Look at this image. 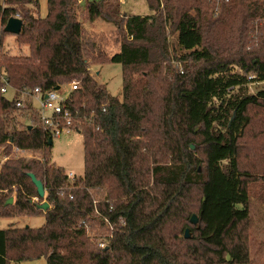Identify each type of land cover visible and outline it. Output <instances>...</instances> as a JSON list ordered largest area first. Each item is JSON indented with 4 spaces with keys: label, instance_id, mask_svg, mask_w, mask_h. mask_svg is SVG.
<instances>
[{
    "label": "trees",
    "instance_id": "16d2710c",
    "mask_svg": "<svg viewBox=\"0 0 264 264\" xmlns=\"http://www.w3.org/2000/svg\"><path fill=\"white\" fill-rule=\"evenodd\" d=\"M147 2L151 15L128 14L120 0H48L42 17L39 0H0L2 34L19 15L17 41L30 49L29 55L0 53L14 93L8 98L0 82L6 157L0 216H46L39 228L0 229V264L41 256L47 264L249 263L254 167H243L242 160L253 148L243 151L241 140L263 123V117L254 121L252 110L264 111V89L252 93L250 84L264 82V0ZM81 9L88 20L100 18L126 33L119 52L97 56L122 65L123 99L91 76ZM170 29L177 34L171 53ZM168 59L185 65L163 74ZM188 61L202 65L193 69ZM72 81L79 89L68 107L82 117L93 114L95 122L80 125L85 173L73 180L48 159L53 139L23 97L37 86L48 90ZM197 136L204 167L191 147ZM15 148L43 158L19 156ZM29 173L45 185L47 211L33 200L38 193ZM10 197L14 203L6 204ZM194 208L198 224L190 222ZM92 222L105 230V247L92 243ZM188 223L194 231L189 239ZM174 224L181 225L177 232Z\"/></svg>",
    "mask_w": 264,
    "mask_h": 264
},
{
    "label": "rangeland",
    "instance_id": "374dc122",
    "mask_svg": "<svg viewBox=\"0 0 264 264\" xmlns=\"http://www.w3.org/2000/svg\"><path fill=\"white\" fill-rule=\"evenodd\" d=\"M39 13L42 17L48 14V0H39ZM122 11L128 14L139 15H151L153 11L150 9L147 0H124L122 4ZM79 20L83 24L84 41L88 43L89 55V69L91 76L98 82L99 85H105L108 93L112 96L123 99V67L120 63L106 60L101 62L102 59H98L97 56L102 54L105 57H111L120 50V43L122 37L126 36L124 30H118L115 24L104 21L102 19H96L90 21L87 19L85 12L81 9L79 11ZM169 50L170 53L173 50V46L176 41L177 34L172 29L168 31ZM212 36V42H217ZM258 41L257 32L253 34ZM2 41V44H1ZM92 44L95 46L93 49ZM91 45V46H90ZM0 53L6 56H20L29 55L30 49L28 46L21 45L17 41V35L13 33L2 34L0 30ZM176 61V60H174ZM172 59L163 62V74L166 67L183 68L185 62L177 64ZM101 62V63H100ZM187 64L195 67H199L202 63H190ZM2 63H0L1 65ZM2 69L3 67L0 66ZM4 70V69H3ZM67 82V81H66ZM63 82L62 94L68 92L69 83ZM71 83V82H70ZM264 89V82H255L250 84V92L256 93L259 90ZM14 93L10 90L6 93L8 98L13 97ZM254 121H258L263 117V123H255L253 125V131L241 140V144L244 149L253 148L251 154L246 159L242 160L243 167H249L250 164L254 167L251 170L252 182L249 185L250 196V218H249V248H250V261L247 264H264V152L261 145L264 144V134L257 132L260 127L264 128V111L262 109L252 110ZM194 145L195 156L200 160V165L204 167L205 154L201 146V138L197 136ZM19 156L25 158H43L40 152H16ZM48 159L56 166L63 168L66 173L72 172L73 178H81L85 173V149H84V135L83 133L73 130L69 133H63L61 137L53 138V145L49 149ZM96 195V194H95ZM197 213V208L193 209L192 214ZM191 214V215H192ZM191 218V217H190ZM46 223V216L43 213L37 214H21L19 216H0V229H7L10 227L15 228H39ZM185 229H190V237L194 234L193 226L188 223ZM93 228L91 230L92 243L98 245L105 237V230L95 222H92ZM181 225H171L176 231ZM93 231V232H92ZM177 232V231H176ZM99 246V245H98ZM11 264H47L45 256L39 258H28L21 262H11Z\"/></svg>",
    "mask_w": 264,
    "mask_h": 264
},
{
    "label": "built area",
    "instance_id": "2783aa9c",
    "mask_svg": "<svg viewBox=\"0 0 264 264\" xmlns=\"http://www.w3.org/2000/svg\"><path fill=\"white\" fill-rule=\"evenodd\" d=\"M5 1V0H4ZM83 1V0H79ZM124 2V0H120ZM14 17H20L16 15ZM0 82L2 84V92L7 93L9 89L8 84V76L5 71L0 67ZM60 88L56 89H48L44 90L40 86L35 87L33 90H25L23 91V97H28L31 99L32 107L37 110L39 113V121L41 123L42 128L45 133L51 138L61 137L63 133H69L73 130H77L81 132L80 125L81 123L87 122L90 125H94V117L93 114L90 117H82L78 112H73L68 107V101L70 99V95L73 91L79 89V82L72 81L68 85V92L66 94H62L63 91L62 84L59 85ZM18 107L23 106L22 101L17 102ZM99 129V127H97ZM16 152H26L23 149L15 148ZM69 179L73 180L75 178L72 172L67 173ZM70 198L73 199L74 196L70 195ZM46 199V198H45ZM34 201H44V199L40 200L38 196L34 197ZM47 200V199H46ZM107 243L105 241H100L99 246L105 247Z\"/></svg>",
    "mask_w": 264,
    "mask_h": 264
},
{
    "label": "water",
    "instance_id": "95a60500",
    "mask_svg": "<svg viewBox=\"0 0 264 264\" xmlns=\"http://www.w3.org/2000/svg\"><path fill=\"white\" fill-rule=\"evenodd\" d=\"M22 28H23V20L20 17H11L5 27H4V31L7 33H13L16 35H19L22 32ZM60 86H57L56 89H59ZM50 145L52 144V140H49ZM192 149H194V145H191ZM6 159L5 157V149L2 148L0 149V167L3 163V161ZM29 176L32 178L33 183L35 184L36 188H37V193H38V197L40 199H44V201H42L41 203H38L37 207L47 211L50 208V203L45 199L46 198V188L44 183L38 179L36 177L35 174L33 173H29ZM14 203V197H10L6 204H13ZM190 222L192 224H198L199 222V216L197 214H193L191 216ZM190 229L187 228L185 231V238L189 239L190 238Z\"/></svg>",
    "mask_w": 264,
    "mask_h": 264
}]
</instances>
